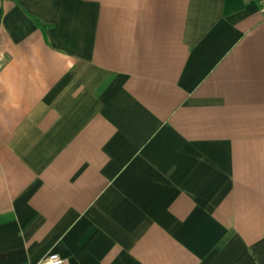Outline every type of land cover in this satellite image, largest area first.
Listing matches in <instances>:
<instances>
[{
  "label": "crops",
  "instance_id": "crops-1",
  "mask_svg": "<svg viewBox=\"0 0 264 264\" xmlns=\"http://www.w3.org/2000/svg\"><path fill=\"white\" fill-rule=\"evenodd\" d=\"M50 254L264 264L256 2L0 0V264Z\"/></svg>",
  "mask_w": 264,
  "mask_h": 264
},
{
  "label": "built area",
  "instance_id": "built-area-1",
  "mask_svg": "<svg viewBox=\"0 0 264 264\" xmlns=\"http://www.w3.org/2000/svg\"><path fill=\"white\" fill-rule=\"evenodd\" d=\"M251 1L256 2L258 4L259 14H260L262 20L264 21V0H251ZM44 263L45 264H64V261L57 254H50L46 258Z\"/></svg>",
  "mask_w": 264,
  "mask_h": 264
},
{
  "label": "trees",
  "instance_id": "trees-1",
  "mask_svg": "<svg viewBox=\"0 0 264 264\" xmlns=\"http://www.w3.org/2000/svg\"><path fill=\"white\" fill-rule=\"evenodd\" d=\"M34 21H35L36 25H37V26H38L43 32H45L47 26L44 25V24H43L42 22H40L39 20H34Z\"/></svg>",
  "mask_w": 264,
  "mask_h": 264
}]
</instances>
